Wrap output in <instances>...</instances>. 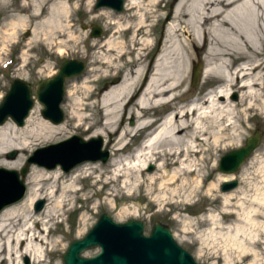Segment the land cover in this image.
I'll use <instances>...</instances> for the list:
<instances>
[{"label":"bare ground","instance_id":"6f19581e","mask_svg":"<svg viewBox=\"0 0 264 264\" xmlns=\"http://www.w3.org/2000/svg\"><path fill=\"white\" fill-rule=\"evenodd\" d=\"M48 9L51 16L45 23L61 26L59 17L68 13L67 2L58 0ZM167 11L168 18L156 34L160 13ZM122 16L127 36L106 42L111 55L103 61L109 63L111 73L121 76L96 102L102 117L94 134H115L111 156L103 164L78 165L68 173L69 182L57 169L33 166L25 178V196L0 211V262L14 264L13 255L19 260L24 254L30 264H44L45 250L55 252L63 243L61 238L49 237V223L63 206L72 205L78 190L75 180L86 176L92 186L102 185L94 193L104 188L106 196L112 197L105 204L111 206L125 191L129 196L145 191L152 196L149 203L158 207L194 204L192 197L218 191L213 200L218 199L225 216L233 214L238 221L224 227V232L219 214L209 213L205 217L211 225L209 237L223 239L226 264H235L227 245L251 252L249 264H262L250 243L260 239L264 226L255 218L256 210L264 214V187L255 185V192L249 194L236 188L221 191L214 181L204 191L202 186L209 174L206 162L212 163V171L222 144L239 140L238 114L264 110V0H124L122 12L109 15L114 23ZM23 21L20 16L18 22ZM112 56L117 60H111ZM197 62L202 65L200 82L186 87ZM82 107L77 98V110L70 111L78 124L84 119ZM125 114L133 122L121 126L119 119ZM89 118L90 126L97 125ZM60 129L62 124L39 118L36 109L22 127L4 122L0 125V166L19 168V157L6 160L2 154L11 149L25 153ZM133 141L135 149L122 154ZM247 163L235 173L218 171V181L241 177L250 186ZM147 164L156 167L147 172ZM36 199L44 200V207L33 213L31 204Z\"/></svg>","mask_w":264,"mask_h":264},{"label":"rangeland","instance_id":"374dc122","mask_svg":"<svg viewBox=\"0 0 264 264\" xmlns=\"http://www.w3.org/2000/svg\"><path fill=\"white\" fill-rule=\"evenodd\" d=\"M56 1L58 0H0V12L2 14L0 19V102L14 78H21L27 81L33 90L38 80L53 76L64 60L72 58L85 63L84 71L65 83V94L61 103L64 120L58 123L62 124V129L57 131L50 140L33 145L25 153L17 149H11L3 153L1 159L14 160L18 157L20 159L22 165L19 168L10 169L20 170L25 165L27 157L36 148L57 142L71 134H78L86 139L100 135L94 134L95 131L100 129L98 123L102 117L101 112L97 110L96 102L108 86L116 83L121 76V74L111 73L113 71L110 69L109 63H103V61L109 59L111 55L107 50L106 42L112 38H119L120 40L126 38L127 32L123 29L125 17L122 16L114 23V20L109 15L115 12L109 9L95 10L94 4L96 0H64L68 4V13L59 17L61 26H50V24L45 23L46 19L51 16L48 7ZM20 16L24 18L23 22H18ZM159 18L160 22L156 28V34L160 32L161 24L168 18V11L160 13ZM13 22L18 23L12 24ZM92 24L102 28L103 32L100 37L93 38L90 36ZM114 57L112 56L111 60H117ZM120 60V63L123 62V59ZM197 64L200 65L198 62ZM200 78L201 72L199 69L198 83ZM186 87L191 88L190 79L187 81ZM232 97L235 100L238 98L236 94L235 96L233 94ZM77 98H80L83 103V109L80 112L83 113L84 119L80 124H78L77 118L70 113L73 108L77 110ZM32 109H36V115L39 118H43L41 115L43 106L39 102L35 100ZM89 116L93 117L97 125L90 126L91 120ZM238 116L240 126L239 140H232L230 144L227 142L222 144L220 151L215 154L216 164L212 171L209 170L212 163L206 162L205 170L209 174L203 182L202 191L213 181L218 184L220 190L222 182L218 181L217 177L219 159L226 152L241 147L245 139L251 136L256 129L261 130L260 144L244 162V164L248 162L245 165L246 167L251 166V169L248 168V172H250L249 180L252 183L251 187L247 185L245 179L240 177L234 178L238 181L235 188L239 192L241 190H249L248 193L253 194L255 185L264 187V110H243ZM7 121L13 122L10 118L5 122ZM132 122L133 119L128 114L123 115L119 119L121 126L131 125ZM101 137L103 139L102 148L109 151L115 134L111 131H105L102 132ZM135 142H137V139ZM135 147L136 145L133 141V145H129L122 154L127 155ZM13 150H16V155L13 158L8 157V153ZM110 156L109 152V158ZM89 162L93 164L106 163L86 161L78 165ZM150 165L153 166L151 170H149ZM33 166L47 169L36 164H30L23 178L24 183L27 174ZM155 167L156 164H147L146 171L152 172ZM74 168L69 172H63L59 166L53 169L61 172L64 180L69 182L68 173ZM90 180V177L86 176L75 180L78 190L73 193L72 200L74 202L72 205H65L57 211L59 214L56 213L49 223L51 228L49 237L61 238L63 243L55 252H50L49 248L45 250L44 264H62L61 256L69 242L73 239L81 238L102 213H107L117 222H125L129 219L141 220L145 224L144 234L150 232L154 222H161L169 227L177 243L186 249L199 264H226L225 252L222 250L224 246L223 239L218 237L217 241H215L209 237V227L211 225L207 223L205 217L211 212L218 213L220 221L223 223L224 232L227 230L224 227L234 224V222L238 221V218L233 214L225 216L224 212L221 211L218 199L213 200L218 191L212 195L203 194L192 197V201L196 200L194 204L164 207L154 206L149 203L152 196L145 191L137 190L134 196H129L125 191L119 194L114 206H111L105 204L108 196L104 193L106 191L104 188L97 194L94 193L95 190L101 189L102 185L94 187ZM92 193L95 195L90 197ZM111 199L112 197L107 198V200ZM177 199L179 200L177 197L174 198V200ZM237 199L232 200V203H235ZM38 200L40 199L34 200L31 204L33 213H38L44 207L43 200L42 208L38 211L34 209V205ZM210 203L211 205H209ZM248 203L250 202L247 201L246 205ZM254 204L257 207V204ZM255 218L257 221L264 223V214L260 210H256ZM250 247L259 254L258 258L264 264V226L262 231L260 230V239L251 242ZM226 248L235 264H249L253 260L251 252H240L236 247L230 245H227ZM97 252L98 248H91L85 250L83 255L89 257ZM12 259L14 264H26V260L30 264L29 257L24 254L19 257V260L18 258L16 259L15 255H13ZM0 264H9V262L2 260Z\"/></svg>","mask_w":264,"mask_h":264},{"label":"water","instance_id":"95a60500","mask_svg":"<svg viewBox=\"0 0 264 264\" xmlns=\"http://www.w3.org/2000/svg\"><path fill=\"white\" fill-rule=\"evenodd\" d=\"M123 7L124 0H96L94 4L95 10L109 9L115 13L121 12ZM102 32L101 27L92 24L91 37H100ZM199 67L197 64L192 69L191 86L198 81ZM84 69L85 63L80 60H64L53 76L38 80L33 90L27 81L14 78L0 102V125L10 118L17 126H23L35 100L43 106V118L55 124L61 123L64 120L61 103L65 83L80 75ZM260 135L261 130L256 129L241 147L221 156L218 171H237L259 146ZM102 146L103 139L100 135L86 139L78 134H71L57 142L36 148L20 170L0 167V211L24 197L26 185L23 178L30 164L47 169L59 166L63 172H69L82 162H106L109 151ZM15 155L16 150L8 153L10 158ZM152 167L150 165L149 170ZM237 184L236 179L224 181L220 190L229 191ZM42 206L41 199L35 203L34 209L38 211ZM144 226L141 220L117 222L107 213H102L81 238L69 242L61 256L62 264H199L177 243L167 225L154 222L148 234H144ZM91 248H98V252L93 256H84L83 252Z\"/></svg>","mask_w":264,"mask_h":264},{"label":"flooded vegetation","instance_id":"af4514ba","mask_svg":"<svg viewBox=\"0 0 264 264\" xmlns=\"http://www.w3.org/2000/svg\"><path fill=\"white\" fill-rule=\"evenodd\" d=\"M0 14H1V12H0ZM1 17H2V14H1Z\"/></svg>","mask_w":264,"mask_h":264}]
</instances>
